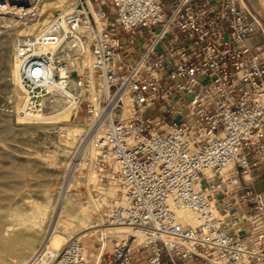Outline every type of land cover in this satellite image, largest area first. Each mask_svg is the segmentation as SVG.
Masks as SVG:
<instances>
[{
    "label": "built area",
    "instance_id": "built-area-1",
    "mask_svg": "<svg viewBox=\"0 0 264 264\" xmlns=\"http://www.w3.org/2000/svg\"><path fill=\"white\" fill-rule=\"evenodd\" d=\"M14 52L22 115L51 92L84 104L90 168L128 202L95 243L72 237L40 264H264V191L249 185L264 165V16L249 0H64Z\"/></svg>",
    "mask_w": 264,
    "mask_h": 264
},
{
    "label": "rangeland",
    "instance_id": "rangeland-1",
    "mask_svg": "<svg viewBox=\"0 0 264 264\" xmlns=\"http://www.w3.org/2000/svg\"><path fill=\"white\" fill-rule=\"evenodd\" d=\"M251 5L255 7V11H264V6L261 2L260 5H258L252 0ZM48 12L49 11L43 13L40 18H44ZM0 24H2L0 25L1 34H6V30H13L11 28L12 25H9L11 23H8L6 26H3L1 22ZM0 36V222H5L6 224H8L7 222H21L24 215L28 214L30 210H32L31 208L34 209L33 206L46 205V213L43 217L40 216L36 219L37 223H40V225H36L37 235H39L37 248H39L41 243L50 236L52 233L51 231L55 228L59 231L63 228L65 232H67V230L69 231V229L71 230L70 224H60V227L59 225L56 227V221L60 215L59 212L62 210L61 207L65 205L64 202H66L67 206H70V203L66 199L67 194L77 195L79 201L83 203V205H86L89 203V199L96 200L98 198L96 187L108 190L115 185H107L99 182L98 176H96L94 170L91 168L89 169L87 165L85 167L78 165V163L82 161L85 151L88 149L89 141L94 131L88 129L84 134H75L72 137L62 136L61 140H59L58 135H62V133H57V129L51 128V124L28 123L35 122V118H24L23 120L26 123L22 124L13 123L18 115L23 116L21 111L24 106L25 92H22L18 85L15 86V90L17 91L15 92L13 91L14 86L12 84L11 86L7 84L6 79H8L11 68L8 67V69L6 67L10 64V58L12 56L14 57V46L19 37L12 36L10 41L9 39L3 38V35ZM2 44L4 45L2 46ZM6 44L7 46L11 45V48H9L7 54H4L2 48H4ZM45 104L49 106V103ZM79 115L82 119L81 122H86L84 104L80 107ZM53 126H55V124H53ZM64 140H66L67 143L64 142ZM21 151L28 152L29 155L37 157L33 158V160H31L32 158L26 159L19 157V155L22 154ZM51 151H53V153ZM63 151H66L65 155L60 156L63 154ZM56 152L57 156L54 155ZM90 172L95 174L96 180H94ZM86 176L89 177V180L84 179ZM74 178L75 180L72 182ZM114 189L115 198L120 199L118 188L115 186ZM28 200H33L31 201L33 202L31 208L26 206L25 201ZM45 200L48 203H46ZM93 209L94 210L89 211L90 218L91 220H96L94 223H98L103 217V213H106L108 208L107 205L102 204L98 210L96 208ZM97 228L98 227L95 229ZM86 232L87 230L74 237L78 238L81 236L80 240L86 246L95 243V233L87 234L88 232ZM3 250L5 249L0 247V261L4 264H23V262H29L31 260L30 258H36L38 255V253L34 256L29 255L24 261H21L20 259L18 260L19 257L16 255L17 258Z\"/></svg>",
    "mask_w": 264,
    "mask_h": 264
},
{
    "label": "bare ground",
    "instance_id": "bare-ground-1",
    "mask_svg": "<svg viewBox=\"0 0 264 264\" xmlns=\"http://www.w3.org/2000/svg\"><path fill=\"white\" fill-rule=\"evenodd\" d=\"M261 2H262V5L264 6V0H261ZM62 3H63V0H0V22L3 23V26H6L8 25V23H11L9 25L10 26L12 25L11 28L13 29L11 31L6 30V34L5 33L1 34L2 32H0V35H3V38L9 39V40L12 36L17 37V38L18 37L22 38L26 36H33V37L37 36L38 34L44 31L51 17L54 16L61 9ZM46 11H49L48 14L44 16V18L41 19L40 16ZM3 45L4 44H2V46ZM10 46H7L6 44V46L2 48V51L4 52V54L5 53L7 54L9 52V48H11ZM8 65L9 66H7L6 68L10 67L11 70L9 71L10 74L8 75V79H6L7 84L9 86H11L12 84L14 86L13 91L15 92H17L15 90L16 85L19 86L22 92H28V88L25 86V84L20 79V71H19V66H18L16 56H15V52H14V57L12 56L10 58V64ZM16 96H17V93H16ZM49 99H52L54 103L51 106H47L48 108L44 109L43 113L39 114L38 117L35 118L36 120L35 122H28V123L51 124L52 126L51 128H56L57 133H62V135L61 134L58 135L59 140H61L62 136L72 137L75 134H84L87 132L89 123L87 122L86 118H85L86 122H83V123L81 122L82 119H81V116L79 115V110H80L79 105L69 103L68 101L60 97L59 95H55L54 92H51V94H47L44 97V102L48 103L49 101H51ZM14 105H17V104H14ZM24 118L26 117L18 115L14 120L15 122L13 123L14 124L26 123L23 120ZM53 124H55V126H53ZM64 142L67 143L66 140H64ZM21 152L23 155L21 154L19 155V157H23L26 159L32 158L31 160L37 157L33 155L31 156L29 155L28 152H25V151H21ZM51 152L53 153V151ZM65 152L66 151H63V154H61L60 156H64ZM84 154L85 155L82 161H80L78 165L80 166L82 165V167H85L87 165L90 169L91 167L90 159L92 158L93 153L88 148ZM54 155L57 156V152L54 153ZM91 175L93 176L94 180H96L95 174L91 173ZM84 179L89 180V177L86 176L84 177ZM74 180L75 178L73 179V181L72 180L71 181L74 182ZM114 187L112 186V188H109L108 190H105L100 187L99 188L96 187L98 198L96 200L89 199V203L86 205H83V203L79 201L77 195L67 194L66 199L70 203V206H67L66 202H64L65 205L61 207L62 210L59 212L60 215L58 216V219L56 221V227L58 225L60 227L61 226L60 224H70L71 230L69 229V231L67 230V232H65L63 231V228L61 231L55 228L53 231H51L52 233L50 234V236H48V238H46L41 243V245L39 244L40 245L39 248H37V244H38L37 242H38L39 235H37L36 225L38 226L40 225V223L39 222L37 223L36 219H38L40 216L43 217V215L46 213L47 206L46 205L33 206L32 205L33 202H31L33 200L25 201L27 207L31 208L33 206L34 209L31 208L32 210H30L28 214H25L24 217L22 216L23 218L21 222H18V223L7 222L8 224H6L5 222H0V247L5 249L3 250L4 252L6 251L8 254L12 256L16 255L17 257H19L18 260L20 259L21 261H24L25 258L29 255L34 256L38 253L36 258L32 257L30 258L31 260L29 262H23V264H39L40 263L39 261L41 259H45L51 253L52 250L62 249L63 246L66 244V242L70 238L76 235H79L80 233L86 230L88 232V233L86 232L87 234L95 233L96 231L95 228L102 224L100 222L94 223L96 222V220H91L90 218L91 216L89 213L90 210H94L93 208H96L98 210L102 206V204L107 205V208L109 209H111L113 206H123V205L128 204V202L126 201L124 197L120 199L115 198ZM46 203L48 202L46 201ZM108 212L109 210L106 212V214H108ZM185 218L189 219L190 216L185 215ZM78 238L80 240L81 236H79ZM0 264H4V263L0 261Z\"/></svg>",
    "mask_w": 264,
    "mask_h": 264
},
{
    "label": "crops",
    "instance_id": "crops-1",
    "mask_svg": "<svg viewBox=\"0 0 264 264\" xmlns=\"http://www.w3.org/2000/svg\"><path fill=\"white\" fill-rule=\"evenodd\" d=\"M251 1L252 0H249L250 5H251ZM254 2L260 5L261 0H254ZM251 6L255 10V7H253V5ZM259 13L262 16H264V11L260 12L259 10ZM250 40L253 42H261L262 37L260 35H254L250 37ZM249 176H250V181H249L250 187L257 192H263L264 191V165L251 168Z\"/></svg>",
    "mask_w": 264,
    "mask_h": 264
},
{
    "label": "water",
    "instance_id": "water-1",
    "mask_svg": "<svg viewBox=\"0 0 264 264\" xmlns=\"http://www.w3.org/2000/svg\"><path fill=\"white\" fill-rule=\"evenodd\" d=\"M71 77H75V73L74 72L71 73Z\"/></svg>",
    "mask_w": 264,
    "mask_h": 264
}]
</instances>
